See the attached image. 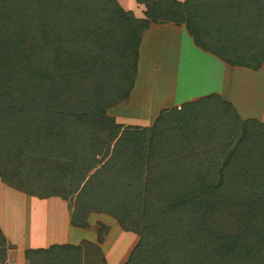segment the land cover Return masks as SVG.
<instances>
[{
  "label": "trees",
  "instance_id": "trees-1",
  "mask_svg": "<svg viewBox=\"0 0 264 264\" xmlns=\"http://www.w3.org/2000/svg\"><path fill=\"white\" fill-rule=\"evenodd\" d=\"M136 1L146 18L117 0H0V177L16 183L27 153L74 160L71 222L86 226L90 212H103L137 234L123 264H264V124L240 123L229 102L210 94L150 128L120 130L112 146L92 135L94 116L132 87L149 21L184 22L203 48L249 64L247 52L222 43L246 40L238 20L256 16L255 6ZM97 156L105 161L90 174ZM106 232L101 225L98 241ZM25 258L81 264L82 251L54 245Z\"/></svg>",
  "mask_w": 264,
  "mask_h": 264
},
{
  "label": "crops",
  "instance_id": "crops-1",
  "mask_svg": "<svg viewBox=\"0 0 264 264\" xmlns=\"http://www.w3.org/2000/svg\"><path fill=\"white\" fill-rule=\"evenodd\" d=\"M117 1L135 18H146L142 3ZM223 1L232 6L233 0ZM247 3L255 6L250 13L256 11V16L238 20L247 27L246 40L243 43L242 39L224 37L222 44L247 52L242 59L249 64L232 63L203 48L184 22L149 21L140 36L133 85L122 101L104 115L94 116L92 135L112 146L120 130L150 128L163 113L210 94L229 102L240 123L254 119L264 124V15L258 13L264 7L253 0ZM250 40L254 41V51L249 50L252 44L246 43ZM100 159L96 157L90 174L105 161ZM72 162L27 153L24 170L20 171L22 179L14 183L0 177V233L4 238L0 264H30L26 250L66 244L81 247V264H92L91 259L101 264L127 261L138 235L123 230L116 219L103 212H90L84 220L86 226L71 222L69 199L75 196L69 193ZM101 225L107 232L100 242Z\"/></svg>",
  "mask_w": 264,
  "mask_h": 264
},
{
  "label": "rangeland",
  "instance_id": "rangeland-1",
  "mask_svg": "<svg viewBox=\"0 0 264 264\" xmlns=\"http://www.w3.org/2000/svg\"><path fill=\"white\" fill-rule=\"evenodd\" d=\"M185 118H187V117H185ZM176 121H178L179 123L182 121V119L181 118H179V119H176ZM172 128H178V129H180V128H182V127H172ZM183 128H185V127H183ZM91 263L92 264H101V262H98V260L97 259H91Z\"/></svg>",
  "mask_w": 264,
  "mask_h": 264
}]
</instances>
